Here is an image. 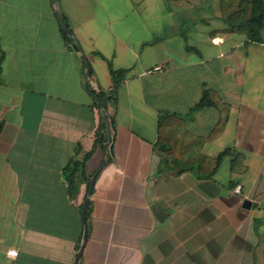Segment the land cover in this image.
I'll list each match as a JSON object with an SVG mask.
<instances>
[{"label": "crops", "instance_id": "0c3cea01", "mask_svg": "<svg viewBox=\"0 0 264 264\" xmlns=\"http://www.w3.org/2000/svg\"><path fill=\"white\" fill-rule=\"evenodd\" d=\"M226 29L220 0H0V264H75L94 173L80 264H264V27Z\"/></svg>", "mask_w": 264, "mask_h": 264}, {"label": "trees", "instance_id": "16d2710c", "mask_svg": "<svg viewBox=\"0 0 264 264\" xmlns=\"http://www.w3.org/2000/svg\"><path fill=\"white\" fill-rule=\"evenodd\" d=\"M221 17L227 25V31L243 33L249 42H260L261 30L264 27V0H220ZM125 70L110 68L112 87L108 93H98L102 102L114 99L119 84L125 77ZM209 101L203 96L199 106L207 105ZM107 119L101 116L93 145H102L105 142V130L108 128ZM3 123L0 120V133ZM92 151L85 158L91 155ZM224 153L216 158H207V176L211 175L219 166L220 159ZM89 184L90 179H87Z\"/></svg>", "mask_w": 264, "mask_h": 264}, {"label": "water", "instance_id": "95a60500", "mask_svg": "<svg viewBox=\"0 0 264 264\" xmlns=\"http://www.w3.org/2000/svg\"><path fill=\"white\" fill-rule=\"evenodd\" d=\"M55 0H52V2H54ZM55 15L58 19V22L63 30V32L70 36L71 33L69 31V29L67 28V26L64 24V22L62 21V19L60 18L59 14L57 12H55ZM85 66L87 68V72L89 73L90 71V67L88 65L87 62H85ZM89 95L95 100V102L97 103V106L98 108L101 110L102 114H103V117L105 119H107V112H106V107L104 105V103L97 97L96 94H93V93H89ZM108 144H109V140L108 142L104 145V154L108 148ZM102 164H104V159L102 161ZM96 174L97 173H94L92 178H91V181H90V184H89V188H88V191L83 199V202H82V205H81V208H80V219H81V242H80V246L78 248V252H77V255H76V262L75 264H80V259H81V253H82V249H83V246L85 244V241H86V226H85V219H84V215H85V212H86V209H87V206H88V201H89V197H90V194H91V191H92V188H93V184H94V181H95V178H96Z\"/></svg>", "mask_w": 264, "mask_h": 264}, {"label": "built area", "instance_id": "2783aa9c", "mask_svg": "<svg viewBox=\"0 0 264 264\" xmlns=\"http://www.w3.org/2000/svg\"><path fill=\"white\" fill-rule=\"evenodd\" d=\"M6 253L8 256H16L17 255V251L15 249H10Z\"/></svg>", "mask_w": 264, "mask_h": 264}]
</instances>
